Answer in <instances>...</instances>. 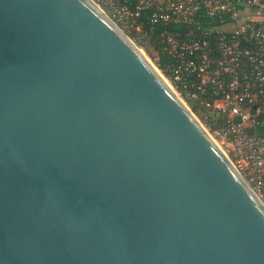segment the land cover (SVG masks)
I'll list each match as a JSON object with an SVG mask.
<instances>
[{
	"label": "water",
	"instance_id": "1",
	"mask_svg": "<svg viewBox=\"0 0 264 264\" xmlns=\"http://www.w3.org/2000/svg\"><path fill=\"white\" fill-rule=\"evenodd\" d=\"M0 264H264V203L92 0H0Z\"/></svg>",
	"mask_w": 264,
	"mask_h": 264
},
{
	"label": "built area",
	"instance_id": "2",
	"mask_svg": "<svg viewBox=\"0 0 264 264\" xmlns=\"http://www.w3.org/2000/svg\"><path fill=\"white\" fill-rule=\"evenodd\" d=\"M92 1L130 38L159 46L157 60H169L160 74L189 108L206 109L207 131L264 203V0Z\"/></svg>",
	"mask_w": 264,
	"mask_h": 264
},
{
	"label": "rangeland",
	"instance_id": "3",
	"mask_svg": "<svg viewBox=\"0 0 264 264\" xmlns=\"http://www.w3.org/2000/svg\"><path fill=\"white\" fill-rule=\"evenodd\" d=\"M131 39L138 45V47L144 52V54L149 58V60L156 66L158 67L157 65V56H156V50L155 48L150 45V44H142L137 38H132ZM191 109V107H190ZM192 110V109H191ZM194 113V112H193ZM196 117L198 118V120L201 122V124L205 127V128H208L207 127V123H206V118L205 117H202L201 114H196ZM232 158V157H231Z\"/></svg>",
	"mask_w": 264,
	"mask_h": 264
},
{
	"label": "trees",
	"instance_id": "4",
	"mask_svg": "<svg viewBox=\"0 0 264 264\" xmlns=\"http://www.w3.org/2000/svg\"><path fill=\"white\" fill-rule=\"evenodd\" d=\"M147 30H149V29L147 28ZM131 37H132V38H135L134 35H131ZM142 44H144V43H142ZM153 45H154V44H153ZM158 47H159L158 45H155V46H154V48H158ZM156 61H157V65H158V67H159L160 69H162L163 71H165V70H166V65L169 64V60L165 58V59H163L162 61H158L157 59H156ZM165 64H166V65H165ZM190 107H191V109H192V111H193L194 113H196V114H201L202 117H204V114L206 113V109H204L202 106H200V105L197 104V103L191 102V103H190Z\"/></svg>",
	"mask_w": 264,
	"mask_h": 264
}]
</instances>
